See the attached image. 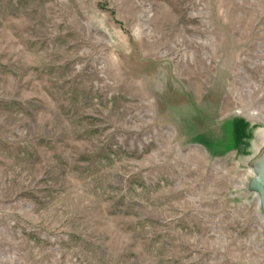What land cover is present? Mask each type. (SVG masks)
<instances>
[{
	"label": "rangeland",
	"instance_id": "obj_1",
	"mask_svg": "<svg viewBox=\"0 0 264 264\" xmlns=\"http://www.w3.org/2000/svg\"><path fill=\"white\" fill-rule=\"evenodd\" d=\"M264 0H0V264H264Z\"/></svg>",
	"mask_w": 264,
	"mask_h": 264
},
{
	"label": "water",
	"instance_id": "obj_2",
	"mask_svg": "<svg viewBox=\"0 0 264 264\" xmlns=\"http://www.w3.org/2000/svg\"><path fill=\"white\" fill-rule=\"evenodd\" d=\"M249 187L251 191L258 195L260 209L264 216V163L255 171Z\"/></svg>",
	"mask_w": 264,
	"mask_h": 264
},
{
	"label": "bare ground",
	"instance_id": "obj_3",
	"mask_svg": "<svg viewBox=\"0 0 264 264\" xmlns=\"http://www.w3.org/2000/svg\"><path fill=\"white\" fill-rule=\"evenodd\" d=\"M263 163H264V148L262 149L260 156L252 165L253 168L249 170V173L253 176V174H255V171L258 170ZM255 198L257 200V204L259 205V197L256 193H255Z\"/></svg>",
	"mask_w": 264,
	"mask_h": 264
}]
</instances>
